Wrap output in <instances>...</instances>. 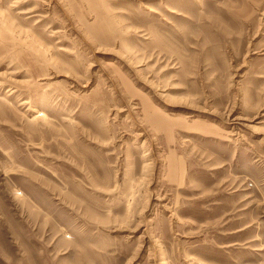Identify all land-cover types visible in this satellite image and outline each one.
<instances>
[{
	"label": "rangeland",
	"instance_id": "rangeland-1",
	"mask_svg": "<svg viewBox=\"0 0 264 264\" xmlns=\"http://www.w3.org/2000/svg\"><path fill=\"white\" fill-rule=\"evenodd\" d=\"M0 264H264V0H0Z\"/></svg>",
	"mask_w": 264,
	"mask_h": 264
}]
</instances>
